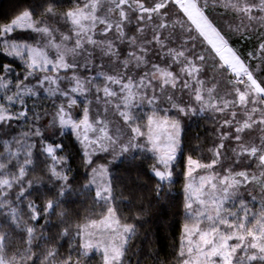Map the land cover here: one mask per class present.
<instances>
[{
  "label": "snow or ice",
  "instance_id": "1",
  "mask_svg": "<svg viewBox=\"0 0 264 264\" xmlns=\"http://www.w3.org/2000/svg\"><path fill=\"white\" fill-rule=\"evenodd\" d=\"M216 6L230 10L241 21L240 24L235 27L231 24L221 26L212 15V9ZM57 15L61 14L53 6L47 7L40 19H35L29 10H23L22 14L0 26V54L12 57L24 70L23 77L13 81V66L0 65V130L14 120L26 118L29 115L26 98H36L41 91L53 102L55 109L51 113L47 110L33 112V125L29 131L23 132L21 137L12 142L7 139L2 142L0 156L7 153L8 158L0 162V208H9L12 222L17 228L26 231L28 247L17 250L9 257L7 251L11 241L8 234L0 230V264H30L34 256L39 264H81V260L93 250L102 253L103 264H122L125 244L136 230L133 224L122 222L118 217L117 209L112 206L115 198L111 182L107 179L108 169L104 165L92 166V157L97 152L115 153L117 147H120L121 153L127 152L129 147L137 146L133 141L146 136L151 145L148 150L156 157L152 171L158 179L159 196L160 182L171 181L174 162L182 148L181 121L178 117L168 116V108L163 109L164 115L160 114V103L164 101L178 115L184 116L208 110L225 113L230 107L235 108L239 104L246 117L243 123L236 121L234 125L237 113L232 111V118L223 121V125L235 127L236 147L227 148L224 141L231 139L232 134L225 133L220 136L221 142L209 149L213 154L211 163H203L192 155L186 157L187 183L183 189L186 194L185 210L194 223L191 227L187 223L184 225V236L178 246V264H264V197L259 218L251 228L244 222L249 212L245 201L239 199L238 207L234 203L242 184L255 182L264 189V181L246 171L233 175L231 168L222 178L218 175H200L197 180L196 175L197 170L212 169L221 162V158L227 159V151H231L239 162L244 157H255L258 167L264 169V136L256 144L245 142L241 135L245 130L255 127H260V131L264 132V127H261L264 126V109L246 107L249 102L264 105V0H84L83 6L62 14L63 20L70 22V31L75 35L61 33V42L54 43L53 34L58 29L48 24L45 17ZM133 17L136 34L128 35L125 28L133 25ZM254 23L261 28L257 34V48L247 53L235 48L233 37L247 39L252 34L248 29ZM142 24L144 27L140 26ZM100 25L103 28L96 31ZM17 29L29 30L44 42H17L11 35ZM177 29L180 31L179 43L172 47L170 45L177 40ZM113 30L114 38L108 37V33ZM149 30L151 39H144ZM94 36L103 38L96 39ZM73 39L75 42L69 47L67 42ZM197 42L209 46L206 52L196 51ZM125 44L130 50L122 54L120 46ZM97 50L99 56L96 55ZM150 55L158 57L159 62L150 60ZM209 56L219 63L224 72H230L235 81L244 86L243 91L239 87L234 88L232 100L215 96L214 86L205 89L198 64H203ZM174 66L178 67L177 72L173 71ZM142 68L145 71L137 77ZM80 70L90 73L94 70V74L82 76ZM98 77L101 78L99 82ZM178 84L188 90L190 100L187 104L177 102L172 94L164 95L165 86L176 89ZM90 93L96 94L97 104L101 99L106 105H110L113 99L117 101L116 111L130 129L128 145H124L119 136L109 134L105 120L90 116L93 111ZM57 97L62 98L59 104L56 103ZM79 97L85 101L81 109L82 118L73 115L79 107ZM144 103L152 106L151 113L147 115V132L135 124L131 112L133 107ZM14 106L19 110L14 111ZM257 112L259 120L253 115ZM99 115V111H96L95 116ZM46 117H50L49 122L42 126L40 121ZM57 126L61 130L59 134H65L63 130L68 129L83 145L84 162L91 166V179L83 187L97 185L94 199L106 205V212L101 219L77 225L74 233L66 227L60 234L61 238L79 237L82 241L75 258L71 251L61 256L56 247L46 249L42 256L34 254L32 249L33 242L39 239L35 222L42 215L50 216L59 207L60 198L72 190L69 176L62 168L58 170V166L66 164L65 157L58 155L63 152L62 143H46L44 139V132ZM30 137L38 138L41 154H46L51 160L45 170L53 182L55 198L47 199L43 208L34 199H28L25 220L22 219L23 213L13 206L12 196H15L16 201H22L39 182L25 179L27 166L33 163V149L37 147L36 142L28 143ZM15 145L25 149L22 161L17 159L19 148L16 152L11 150ZM13 161L17 165L16 171L9 170ZM259 175L264 177V171ZM14 186H18V190L12 193ZM206 187L209 190L206 191ZM256 198L252 196L253 200ZM193 203L198 205L195 211ZM241 212L243 217L240 216ZM228 217L233 219L230 221ZM204 221L207 226L201 228ZM233 240L236 243H230ZM69 247L76 249L77 245L70 243ZM238 252L244 255L240 256Z\"/></svg>",
  "mask_w": 264,
  "mask_h": 264
},
{
  "label": "trees",
  "instance_id": "2",
  "mask_svg": "<svg viewBox=\"0 0 264 264\" xmlns=\"http://www.w3.org/2000/svg\"><path fill=\"white\" fill-rule=\"evenodd\" d=\"M83 3L84 0H0V26L6 25L18 14H22L23 10H29L35 19H40L47 7L53 6L54 10L61 15L45 17V19L48 24H52L58 29L53 36L57 41H61V33L69 36L75 35L74 32L70 31L72 28L70 22H65L62 14L77 6H83ZM173 11H175L174 6ZM97 14L100 15L101 12L98 11ZM212 15L221 26L231 24L235 27L241 22L236 18L234 13L220 6L212 9ZM175 18V15H173V19ZM140 26L144 27L143 24ZM125 30L128 35L136 34L134 17L133 25L126 26ZM248 31L252 34L248 35L247 39L233 37L234 47L241 49L245 53L257 48L259 39L257 34L261 32V28L254 23ZM11 35L14 36L17 42L34 43L38 41L37 34L29 30H16ZM176 35L177 40L170 45L172 47H176L179 43V29H177ZM108 37L114 38V30L108 33ZM94 38L101 39L103 37L94 36ZM143 38L151 39V31L149 30ZM74 42V39L68 41V46H73ZM206 49L208 47L205 43L201 44L197 42V52L204 53ZM129 50L126 44L120 46L122 54ZM96 55L99 56L98 50ZM148 58L159 62L156 56L150 55ZM96 63L99 64L100 61L97 60ZM105 63H107V58H105ZM8 64L14 68L12 77H23L24 70L22 65L12 57L0 54V65ZM198 66L201 68L200 79L205 81V89L214 86L215 96L232 100L234 98V88L239 87L243 91V85L234 83L232 76L224 72L219 63L211 56L203 64H198ZM109 71L111 72V70ZM143 71H145L144 68L140 69L137 77ZM173 71L177 72L178 67L174 66ZM61 74L63 75L64 73L62 72ZM68 74L71 75V72ZM91 74H94V70L91 73L83 71L82 76ZM62 86L66 87V85ZM156 91L160 94L159 88ZM167 94L174 95L177 102L183 104H187L190 100L188 90L182 89L179 84L176 89H172L170 85L165 86L164 95ZM100 95L102 97V93ZM89 97L93 101V111L90 113V116L106 120L109 122L110 133L112 135L121 137L123 143L129 141L130 129L122 117L113 112L112 105L117 101L113 99L110 105H106L104 100L101 99L100 103L97 104L95 93H90ZM78 99L80 101L79 103H81L80 105L83 107L85 104L84 98L79 97ZM37 102L39 103L37 111L47 110L50 113L55 111L53 102L48 97L42 98L40 96ZM60 102V98L57 97L56 103L59 104ZM258 105L261 109H264V106ZM193 106L197 107V109L199 108L196 104H193ZM246 107L251 109L253 104L250 102ZM105 108L108 110L105 111ZM164 108L169 109L168 116L172 118L178 117L181 121L182 148L178 153L177 161L174 162L171 181L160 182L161 188L159 189V196L157 195L158 179L152 171V165L155 163L156 157L153 152L148 150L149 145L143 137H139L138 148L129 149L119 157H117V152L113 153L111 151L105 154H94L92 157L94 161L92 166L104 165L108 169L109 181L113 189L112 195L115 198L112 201V206L117 209L118 217L122 219V222L133 224L136 230L135 235L131 236L124 248L125 255L122 258V264H178V246L184 236V225L187 223L189 226H192L194 223L189 212L185 210L186 194L183 189L186 182V157L192 155L194 158L201 159L203 163H211L213 154L209 149L216 147L221 142L220 136L225 133L232 134L231 139L224 141L227 148L236 147L234 140L235 127L223 125V121L225 118H232V111L237 113L234 125L236 121L243 123V120L246 118L243 107L239 104L235 108L230 107L225 113L208 110L203 113L197 111L196 115L188 116L178 115L176 110L171 109L166 101L160 103L161 115H164ZM96 111L100 113L98 117L95 116ZM151 111L152 106L146 105L145 103L131 109L135 117V124L140 125L144 132H146L144 129L146 127L147 115ZM143 112H146L145 116ZM32 113H29L27 119L14 120L0 130V151H3L2 142L4 139L12 142L15 138L21 137L23 132L30 130L33 125ZM253 115L256 120L260 119L259 112ZM46 118L40 121L42 126L47 125L45 124ZM60 131L58 126L55 129H48L44 132V139L46 143H62L63 152L58 155L65 157L66 164L58 166V170L62 168L69 176L72 190L60 198L59 207L54 209L50 216L45 217L42 215L40 220L35 222L38 226L36 235L39 239L33 242L32 249L34 254L39 253L42 256L46 249L56 247L61 256H65L71 251L75 258L79 252L78 246L82 241L79 237H73L71 239L70 237L61 238L60 234L66 227L74 233L77 225L86 223L89 220L101 219L106 212V205L103 201L94 199L95 191L97 190L95 185H90L87 188L83 187L91 179V166L86 165L84 162L83 146L77 141L72 132L63 131L65 134L61 135L59 134ZM241 135L244 137L245 142L259 144L260 137L264 136V132L260 131V127H255L245 130ZM33 142L37 143V147L33 149V163L27 166V176L25 179L39 182L29 190L30 195L26 194V197L22 201H16L15 196H12V200L14 201L13 206L17 207L23 213L22 219L25 220L27 219L28 199H34L43 208L47 199L55 198L53 182L50 180V174L45 170L46 166L51 164V160L46 154H41L38 138H28V143ZM18 148L19 155L17 159L22 161L24 159L25 149L19 145H15L11 150L16 152ZM226 155L228 157L227 159L221 158V162L215 165V169L219 170L221 174H226L229 168H231L233 172L241 170L248 172L250 175L254 172V175L260 177V172L264 171V169L258 167V160L255 157H244L242 162H239L231 151H227ZM7 158L8 154L5 153L0 156V162L6 161ZM9 170H17L15 161L9 166ZM161 170L163 169L161 168ZM260 179L264 180V177H260ZM17 190L18 186H14L11 192L14 193ZM241 193L243 195L242 199L248 202L247 200L250 198L248 190H244ZM261 194L264 195V192ZM254 211H257V209H254ZM61 212L64 213L63 216L60 215ZM0 230L8 234L11 241L7 251L9 257L13 256L17 250H23L28 247L26 243V231L15 226L11 220L10 209L7 207L0 208ZM41 233H43L42 236ZM70 243L76 244L77 248L70 249ZM238 255L243 256L244 253L238 252ZM30 264H39L35 256ZM81 264H103L102 254L90 253L87 258L81 260Z\"/></svg>",
  "mask_w": 264,
  "mask_h": 264
},
{
  "label": "rangeland",
  "instance_id": "3",
  "mask_svg": "<svg viewBox=\"0 0 264 264\" xmlns=\"http://www.w3.org/2000/svg\"><path fill=\"white\" fill-rule=\"evenodd\" d=\"M101 28H103V25H100V26H98V28L96 29V31H99ZM18 31H19V29H17ZM23 31V30H22ZM38 41H40L41 43H43L44 41H42V40H40V37H38ZM53 42L54 43H60L61 41H57L56 39H54V36H53ZM206 44V43H205ZM206 46L207 47H209L207 44H206ZM217 60H218V58H217ZM83 71L84 70H80V74L82 75L83 74ZM228 73V72H227ZM12 79H13V81H15L17 78L16 77H12ZM97 80H98V82L101 80V78H97ZM62 87H65V86H62ZM114 87H116V89H118V87L117 86H114ZM244 87V86H243ZM40 96L42 97V98H46L47 96H46V94L43 92V91H41L40 93H39V95H38V97H36V98H31V97H27L26 98V101H27V108H26V110L30 113V112H35V111H37V109H38V107H39V103L37 102V100H39V98H40ZM102 96H103V94H102ZM60 98V97H59ZM61 99L62 98H60V101H61ZM95 99V98H94ZM35 102V103H34ZM80 101H79V99H78V103H79ZM250 103V102H249ZM81 103H79V107L78 108H76L75 110H74V112H73V115L75 116V117H77V118H82L81 117V109H82V106L80 105ZM116 104V103H115ZM115 104L114 105H112L113 106V112L114 113H116V115H119V113H117V111H116V108H115ZM146 105H148L147 103H145ZM262 106H264V105H262ZM253 107H256V108H258V109H261L260 108V106L257 104V105H254L253 104ZM143 108V107H142ZM13 110L14 111H17V110H19V108L18 107H16V106H14V108H13ZM121 110H124L123 109V107H121ZM258 113V112H257ZM145 114H146V112H143V115L145 116ZM120 116V115H119ZM28 118V116L26 117V118H24V119H27ZM49 119H50V117H47L46 118V120H45V124H48V122H49ZM99 119V118H98ZM105 122L108 124V131H109V134L110 135H112L111 133H110V125H109V122H107L106 120H105ZM146 125H147V122H146ZM146 132H147V127H145V129H144ZM63 131H65V132H67V131H70V130H68V129H64ZM143 131V130H142ZM71 132V131H70ZM74 134V133H73ZM75 135V134H74ZM89 135L90 136H92V138H95V136L92 134V133H89ZM121 138V137H120ZM143 139L145 140V142L148 144V141H147V137L145 136V137H143ZM138 140H139V138H137L135 141H133V143L134 144H136L137 146L136 147H129V149H132V148H138V146H139V143H138ZM124 145H128V141L126 142V143H123ZM149 145V148L151 147V145L150 144H148ZM83 146V145H82ZM110 152V151H109ZM116 152H117V157H119V156H121V155H123L124 153H126V152H123V153H121L120 152V147H117L116 148ZM98 153H108V152H97V153H95V154H98ZM177 156H178V154H177ZM239 171H241V170H239ZM239 171H236V172H239ZM228 173V172H227ZM226 173V174H227ZM226 174H221L220 172H219V170H216L215 169V165H214V167L212 168V169H209V170H197V180L199 179V176L200 175H206V176H210V175H218L220 178H222L224 175H226ZM235 174V172H233V175ZM252 175H254V172H253V174ZM259 179H260V177L258 176V175H256ZM185 177H186V175H185ZM107 179L109 180V176L107 177ZM261 181H264V180H262V179H260ZM187 183V177H186V182H185V184ZM96 187H97V185H95ZM244 188V189H243ZM207 190H209L207 187H206V191ZM244 190H248V192H249V194H250V198H249V200H247L248 202H246L245 201V203L247 204V206H248V209H249V212H248V216H247V219L244 221L245 222V224H246V226L247 227H249V228H251L254 224H255V221H256V219H258L259 218V215H260V210H261V208H262V197H264V195H262L261 193L262 192H264V189H262V187H261V185L260 184H258V183H255V182H250V183H248L247 185H244V184H242L241 185V187H240V189H239V193L241 194H239V196H238V198H237V200L234 202L235 203V205H236V207H238V203H239V199H242L243 198V195H242V193L241 192H243ZM261 194V195H260ZM253 195H255L257 198L255 199V200H253L252 199V196ZM244 200V199H243ZM229 206H231V205H229ZM198 208V205L197 204H195V203H193V211H195L196 209ZM254 209H257V211H254ZM243 213L241 212L240 213V216L241 217H243ZM228 219L231 221L233 218L232 217H228ZM207 226V222L206 221H204L203 223H201V225H200V227L201 228H205ZM191 227V226H190ZM222 229H223V226H222ZM250 239V238H249ZM230 243H232V244H234V243H236V241L235 240H233V241H230ZM126 245H127V243L125 244V247H126ZM124 247V248H125ZM91 253H100V254H102L100 251H97V250H93Z\"/></svg>",
  "mask_w": 264,
  "mask_h": 264
},
{
  "label": "built area",
  "instance_id": "4",
  "mask_svg": "<svg viewBox=\"0 0 264 264\" xmlns=\"http://www.w3.org/2000/svg\"><path fill=\"white\" fill-rule=\"evenodd\" d=\"M231 76H232V74L230 73V72H228ZM232 79H233V82L234 83H237L236 81H235V79L233 78V76H232Z\"/></svg>",
  "mask_w": 264,
  "mask_h": 264
}]
</instances>
